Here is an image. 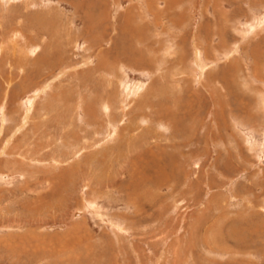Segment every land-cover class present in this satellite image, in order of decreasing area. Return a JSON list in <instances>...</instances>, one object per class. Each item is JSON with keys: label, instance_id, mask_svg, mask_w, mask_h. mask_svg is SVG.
<instances>
[{"label": "rangeland", "instance_id": "rangeland-1", "mask_svg": "<svg viewBox=\"0 0 264 264\" xmlns=\"http://www.w3.org/2000/svg\"><path fill=\"white\" fill-rule=\"evenodd\" d=\"M0 5V264H264V0Z\"/></svg>", "mask_w": 264, "mask_h": 264}, {"label": "bare ground", "instance_id": "bare-ground-1", "mask_svg": "<svg viewBox=\"0 0 264 264\" xmlns=\"http://www.w3.org/2000/svg\"><path fill=\"white\" fill-rule=\"evenodd\" d=\"M5 0H0V2H4ZM1 6V5H0ZM256 16V15H255ZM260 20V19H259ZM256 21H257V19H256ZM263 21H264V18H263ZM261 22V21H260ZM261 24V23H260ZM259 24V25H260ZM253 25V24H252ZM255 25H258V23H256ZM264 25V24H263ZM259 27L260 26H258L257 28H258V30H259ZM262 27V26H261ZM254 30V29H253ZM260 30H261V28H260ZM250 31V30H249ZM253 32V31H252ZM247 33H248V30H247ZM247 33H245V34H247ZM242 35H245L244 33H241ZM250 34V33H249ZM255 35V34H254ZM250 36V35H249ZM248 36V37H249ZM251 36H252V34H251ZM250 39V38H249ZM200 46V45H199ZM215 47V46H214ZM212 49H214V48H212ZM232 49V48H231ZM201 51V50H200ZM215 51V50H214ZM230 51V50H229ZM205 52V51H204ZM225 53H227L226 51H225ZM225 53H223L224 54V56H225V58H227V62L229 61V63H232V62H230V55L228 56V57H226V54ZM230 53V52H229ZM231 53H233V52H231ZM196 55V54H195ZM199 54H197V56H196V58H195V60L193 61V63H194V66H196V67H198V68H196V69H198V70H200V71H202V68H204L205 67V65H203L204 64V62H202V58L201 57H199L198 56ZM213 55V54H212ZM233 56H234V54H233ZM246 56V55H245ZM236 57V56H235ZM238 59V58H237ZM236 59V60H237ZM231 61H233L234 62V60L232 59ZM213 63H215L214 61H212ZM217 62V61H216ZM191 63H192V61H191ZM203 63V64H202ZM206 63V62H205ZM162 64V63H161ZM216 64V63H215ZM228 64V63H227ZM190 65H192V64H190ZM204 67H203V66ZM189 67H191V66H189ZM216 66L214 65L213 66V68H215ZM211 68V67H210ZM209 68V69H210ZM194 69V68H193ZM207 69V66H206V68H205V70ZM211 71V70H210ZM190 72H192V71H190ZM195 73V72H194ZM207 74V73H206ZM210 74H211V72H210ZM212 75V74H211ZM198 76V75H197ZM210 76V75H209ZM256 78V77H255ZM119 82L121 81L120 79L118 80ZM120 85V84H119ZM128 85V84H127ZM126 84H125V86H127ZM263 85V88H264V83L262 84ZM124 86V87H125ZM117 87V86H116ZM250 87V86H249ZM132 88V87H131ZM137 88V87H136ZM251 88V87H250ZM126 89V88H125ZM133 89H134V87H133ZM140 89H141V87H140ZM136 90V89H135ZM258 90V89H257ZM117 91V90H116ZM139 91V90H138ZM120 92V91H119ZM259 91H256V93H258ZM133 93V92H132ZM260 93V97H258V98H256V102L254 103L255 105L253 106L254 107V109L255 108H258V110H260V112L262 113V114H264V92H259ZM122 94L124 95V96H127L128 95V92H122ZM152 98V97H151ZM146 99V98H145ZM149 100V99H148ZM118 103V102H117ZM124 103V102H123ZM101 104V103H100ZM106 104H104V105H102L104 108L107 106H105ZM124 105V104H123ZM109 106V105H108ZM149 106V105H148ZM112 107V106H111ZM125 107V106H124ZM103 108V109H104ZM108 108V107H107ZM80 109V108H79ZM78 109V110H79ZM106 114V113H105ZM28 117V116H27ZM141 120V119H140ZM113 123V122H112ZM110 125V124H109ZM114 126V125H113ZM105 128H106V126H105ZM112 129V128H111ZM106 133H108V132H106ZM110 135H111V133H109ZM106 135V134H105ZM247 137V136H246ZM251 137V136H250ZM106 138V137H105ZM247 141H249V139H248V137L247 138H245ZM247 143V142H246ZM71 145H73V143L71 144ZM71 145H69V146H71ZM67 147V148H70V147ZM78 146V145H77ZM74 150L76 151V149L74 148ZM73 150V151H74ZM3 152H5V150L3 151ZM73 153V152H72ZM257 155V154H256ZM56 163L57 164H59L60 163V161H58L57 162V160H56ZM57 164H56V166H57ZM0 177L1 178H4V177H2V174H0ZM6 178L5 179H7V177H8V175H6L5 176ZM86 204V203H85ZM97 204L94 202H89L88 204H86V205H84V207L85 208H88V209H92V210H97L98 209V207L96 206ZM102 219H106V216L104 217H102ZM105 221V220H104ZM175 257H176V259L175 260H178V258H179V256L178 255H176L175 254ZM163 259V258H162ZM163 261H165V260H163ZM162 261V264L164 263ZM173 263H174V261H173ZM172 263V264H173Z\"/></svg>", "mask_w": 264, "mask_h": 264}]
</instances>
